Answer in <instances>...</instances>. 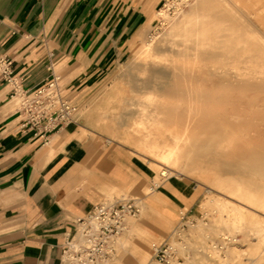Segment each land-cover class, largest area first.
<instances>
[{
  "label": "bare ground",
  "instance_id": "obj_1",
  "mask_svg": "<svg viewBox=\"0 0 264 264\" xmlns=\"http://www.w3.org/2000/svg\"><path fill=\"white\" fill-rule=\"evenodd\" d=\"M183 2L174 16L153 14L166 32L137 36L127 88L104 91L84 115L96 113L102 124L121 109L125 126L109 132L168 162L164 171L150 168L155 187L173 172L208 185L202 206L211 224L191 227L186 244L172 243L185 264H242L235 260L243 247L250 264H264V0ZM141 205L144 217L151 209ZM151 239L132 222L119 244L146 262Z\"/></svg>",
  "mask_w": 264,
  "mask_h": 264
},
{
  "label": "crops",
  "instance_id": "obj_2",
  "mask_svg": "<svg viewBox=\"0 0 264 264\" xmlns=\"http://www.w3.org/2000/svg\"><path fill=\"white\" fill-rule=\"evenodd\" d=\"M157 4L0 0V58L12 62L22 90L32 95L56 77L60 99L80 107L127 58ZM11 96L0 75V264H62L78 221L125 191L151 185L145 202L160 223L186 219L200 206L198 185L168 179L155 187L148 165L82 119L46 133L24 126ZM154 230L147 232L156 237ZM139 263L115 249L110 264Z\"/></svg>",
  "mask_w": 264,
  "mask_h": 264
},
{
  "label": "built area",
  "instance_id": "obj_3",
  "mask_svg": "<svg viewBox=\"0 0 264 264\" xmlns=\"http://www.w3.org/2000/svg\"><path fill=\"white\" fill-rule=\"evenodd\" d=\"M0 75L11 86V99L18 113L24 116V126L42 128L46 133L74 122L76 105L60 99L56 77L31 95L22 90L14 77L12 62L7 58H0ZM136 201L122 199L113 204L102 203L80 219L75 236L64 251L62 264H110L115 255V241L126 232L127 220L140 213ZM153 249L154 255L147 264H180L170 244L153 246Z\"/></svg>",
  "mask_w": 264,
  "mask_h": 264
},
{
  "label": "rangeland",
  "instance_id": "obj_4",
  "mask_svg": "<svg viewBox=\"0 0 264 264\" xmlns=\"http://www.w3.org/2000/svg\"><path fill=\"white\" fill-rule=\"evenodd\" d=\"M157 1H158V4L153 11L154 15H156V13L166 11L171 16H174V13L176 11L177 6L181 5L183 1H192V0H157ZM182 8H185V10H188L185 5H183ZM153 14H152V17H153ZM152 17L149 18V20L143 25L141 30L138 32V34L133 39V42L130 45L132 48L134 46V42H135L137 36L140 33H143L145 39L150 40V38L159 37L166 32L168 26L164 23L163 19L161 17H156L155 20H154V18L152 20ZM133 60H134V52L132 49L130 51V53L128 54L127 58L123 61V63H121V65H119L115 69L111 70L110 75L106 78L105 81H103V84L100 86V90L93 93L90 100H88L85 104L81 105L80 107L76 106L77 110L74 113L75 115H74L73 120L74 121H76L78 119L84 120V122L86 123V125L90 129H93L92 126L96 125L98 127V129H97L98 132L101 133V134L100 133L99 134L101 135L102 139L106 140L108 144H111L112 146H121L124 149H126L131 156H133L137 161H139L143 165L145 164V165H148L150 168H155L159 171H161V170L164 171V169H163V168H165L164 165H168V162L164 157H162L161 155L155 154V153L154 154L149 153L147 147L144 148L146 150L138 149L135 146V144H137L138 140L135 138H127L125 136H121V134L116 135V134H112L109 132L116 125L117 126H123V127L125 126V124H124L125 118L121 114V109L114 112V114H111V118H114L115 120H113V121H107V120L105 121L104 120V123H102V124H100L99 122L96 123V121L99 120L98 118H95L96 113H95V115H93V114L90 116L88 115L89 117H87V118H86V115H84V112H87L89 109H92L91 101L95 97L98 99L103 98L102 94L105 93L104 91L111 92L113 89L121 88L123 86L125 88H127L125 84L135 76V70L132 66ZM105 111L106 110L104 109V111H102V112H105ZM168 179H172V180H178V179L180 180L181 179V180L187 181L189 183H192L194 185H198L200 187V189H202V191H204V194H205L202 202H204L207 195L209 194V193H207L209 191V188H207L208 185H206L203 181L198 180L195 177H191L188 175H179V174H176L175 172H173L172 174H169L167 177L162 178L163 181L168 180ZM145 194L146 193L144 190L142 192H137L135 190H129V191H125V192L121 193V195L119 196V197H121V200L122 199H135V200H137L136 202L140 208L139 215L136 218H129L127 220L126 232L120 238H118L115 241L114 247H115V249H117L120 257L130 253V254L139 258V261H140L139 264H147L154 255L153 246H157V245L165 244V243L170 244V246H172L173 242L186 244L188 242L187 239H191L190 233H189V230L191 227L197 226L199 223H202L204 225H210L211 224V221H212L211 215L203 208L202 202H201L200 206L197 208V210H195L193 213H191L188 218L183 219V220L179 219L175 222H169V223H164L161 221V223H160V221H158V219L152 215L155 213H152L150 211H148L146 216L143 217V209H142L141 204L145 203V200L147 198ZM107 200H108V202L113 201L112 198L107 199ZM132 222H134L136 225H138L139 227L144 229L146 232H147V229H150V228L151 229H157L154 231L158 234V236L152 237V239L148 243V251H149L150 255H149L146 262H142L140 260L139 255H137L134 252L135 250H133L134 246H128L129 245L128 244L127 247H125V246H121L119 244V240L121 238H123L124 236H127L129 234ZM129 239H130L131 243H134L135 239H137V238L129 236ZM222 253H221V258L223 260V259H225L226 254L224 252H222ZM248 254L249 253H248L247 247H243L242 251H240V253L238 255L240 257H238L235 261L236 262L242 261V264H250L251 260H247L248 258L246 259ZM191 256H192V252H191ZM174 257L180 264H185L186 257H184L178 253L174 254ZM208 264H225V263H223L222 261H219V260H214ZM231 264H233V263H231Z\"/></svg>",
  "mask_w": 264,
  "mask_h": 264
}]
</instances>
